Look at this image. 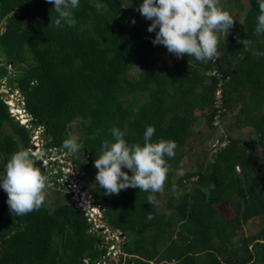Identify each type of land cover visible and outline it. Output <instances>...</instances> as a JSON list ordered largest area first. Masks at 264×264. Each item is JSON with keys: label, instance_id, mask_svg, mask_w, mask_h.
<instances>
[{"label": "trees", "instance_id": "trees-1", "mask_svg": "<svg viewBox=\"0 0 264 264\" xmlns=\"http://www.w3.org/2000/svg\"><path fill=\"white\" fill-rule=\"evenodd\" d=\"M233 2L244 10L240 23L219 34L217 56L202 62L169 52L164 61L167 50L151 42L155 33L147 31L150 20L136 10L137 0L127 7L129 0H80L76 23L62 28L52 23L51 0H0V80L7 78L29 115L28 125L19 123L0 93V170L41 126L42 137L58 149L67 150L62 141L77 136L83 146L71 156L74 167L94 177L93 161L112 127L133 143L154 126L153 141L176 143L175 156L165 157L169 212L157 209L161 191L150 205L148 193L135 187L118 194L92 188L102 223L124 237L126 261L121 255L119 264H264V55H257L264 33L254 32L256 0ZM232 113L230 128L224 120ZM200 119L209 146L197 143L200 161L170 181ZM61 175L57 169L46 184L59 186ZM220 202L232 216L217 213ZM8 211L1 189L0 264H94L104 255L101 232L91 230V220L60 190L25 215ZM253 220L257 229L245 234Z\"/></svg>", "mask_w": 264, "mask_h": 264}, {"label": "clouds", "instance_id": "clouds-1", "mask_svg": "<svg viewBox=\"0 0 264 264\" xmlns=\"http://www.w3.org/2000/svg\"><path fill=\"white\" fill-rule=\"evenodd\" d=\"M79 2L51 0L57 13L52 20L54 26L75 24L73 10L78 8ZM256 2L259 12L254 32L261 34L264 33V0ZM130 5L131 0L124 6ZM136 10L150 20L147 31L155 33L151 37L154 45L162 44L176 57L186 54L202 62L217 56L219 34H227L234 19L219 5V0H137ZM242 43L246 47L250 42L243 39ZM257 55H264V51H257ZM154 132V126L149 125L143 131L142 142L129 143L121 129H110V138L101 143L93 161L97 169L95 180L105 194H118L122 189L135 187L148 193L145 200L150 205L156 203L155 194L162 191L169 171L165 157L175 156L176 143L171 139L153 141ZM62 146L75 153L83 145L72 135L62 141ZM42 155L19 148L11 153L0 170V188L6 192V204L12 215H25L44 202L48 177L36 165ZM124 168L130 170V174ZM178 174L183 173L178 170Z\"/></svg>", "mask_w": 264, "mask_h": 264}, {"label": "rangeland", "instance_id": "rangeland-1", "mask_svg": "<svg viewBox=\"0 0 264 264\" xmlns=\"http://www.w3.org/2000/svg\"><path fill=\"white\" fill-rule=\"evenodd\" d=\"M219 5L226 11H228L233 16V25L239 24L240 19L244 14V10H237L234 7L233 0H222L219 1ZM245 4V3H244ZM246 5V4H245ZM3 21H0V31L2 29ZM164 61L169 60L170 56L169 53L166 52L162 55ZM1 61V58H0ZM9 66V65H7ZM14 71V69H12ZM138 69L134 67L132 69V74L134 75ZM0 93L2 97L5 99L6 104H8V109L14 115V118H18L19 123H24L28 125L27 120L29 119V115L23 108L22 98L20 97L19 93L14 90L13 88H9L7 85V78H3L0 80ZM14 112V113H13ZM234 135L240 136L243 135L242 132L232 131ZM42 128L41 126L35 127L31 130V136L29 139V147L27 148L32 153H43L42 157H40V161H36V165L41 167L42 173L46 175L48 178L56 173L57 169H60L62 175L60 178L57 179V183L59 186L54 185L53 182L48 181L47 186L44 189V196L47 202H51L53 197L56 196V191L60 190L63 193L68 195L69 201L79 209L83 210L88 220H91L92 229H98V232H101V237L98 236L97 243H99V248H104V250H108L109 248L113 247V250L107 252V257L110 259V264H118L120 256L122 254L125 260V254L122 253L120 249L121 244L124 243L123 235L118 236V232L116 230H109L107 229L106 225H104L99 218L100 211L98 207L93 203V192L92 188L95 186H99L98 182L95 180V176H87L82 174L78 171L74 165L75 162L72 161L71 156L75 154L68 150H62L54 147L53 145H49L47 139L42 137ZM195 138V137H194ZM192 139V143H200L197 140V136L195 139ZM205 145V148L209 146L207 141L202 142L201 146ZM200 144L194 145L192 147H187L190 151L189 153L186 151L185 156L183 157V161L181 166L178 169H175L170 177V181H175L178 176L179 171H185L192 168L195 162L200 161L201 156L198 154L197 151H200ZM194 152V153H193ZM188 153V154H187ZM78 154V153H77ZM76 154V155H77ZM47 171V172H46ZM69 174V175H68ZM53 178V177H52ZM167 182L165 179L164 183ZM2 188H0L1 190ZM173 189H166L163 188L161 194L157 199V209L163 213H168L169 211L166 209V199L169 193ZM177 190H175L176 192ZM52 205V204H50ZM217 213L220 216L230 217L232 216V211L230 207L227 205L226 202H220L216 205ZM10 214L6 212L5 215L7 216ZM244 233L249 234L254 232L257 229V223L255 220L249 221L247 224L244 225ZM103 246V247H102ZM112 251V252H111ZM111 257V258H110ZM123 260V261H124ZM126 261V260H125ZM150 264H154L150 262Z\"/></svg>", "mask_w": 264, "mask_h": 264}, {"label": "built area", "instance_id": "built-area-1", "mask_svg": "<svg viewBox=\"0 0 264 264\" xmlns=\"http://www.w3.org/2000/svg\"><path fill=\"white\" fill-rule=\"evenodd\" d=\"M220 88H218L217 90H216V92H215V96H216V101H215V106L217 107V113H216V115H215V119H214V121H213V123L217 126V125H219L220 124V121H221V118H220V106H221V94H220ZM4 101H5V99H4ZM8 110H11V109H8ZM14 113V112H13ZM9 114L10 115H12L11 114V112L9 111ZM14 116V115H13ZM17 120H18V118H16ZM215 144H217L218 142H220V141H218V140H215ZM222 143H224V141L222 142ZM116 231L118 232V236L119 235H121L122 233L119 231V230H117L116 229ZM103 247V246H102ZM121 247V246H120ZM121 249V248H120ZM110 250H113V247L112 248H109L108 250H106L105 252H104V255H102V257L101 258H99L98 260H96V262L94 263V264H110V259H109V257H107V252L108 251H110ZM112 252V251H111ZM122 255V254H121ZM111 258V257H110ZM118 264H119V261H118Z\"/></svg>", "mask_w": 264, "mask_h": 264}, {"label": "crops", "instance_id": "crops-1", "mask_svg": "<svg viewBox=\"0 0 264 264\" xmlns=\"http://www.w3.org/2000/svg\"><path fill=\"white\" fill-rule=\"evenodd\" d=\"M226 123H227V125H228V127H230V128H232L233 127V125H234V115H233V113L232 114H227V115H225V120H224ZM194 135H193V138L195 137L196 138V136H197V140H199V138L201 139L199 142L202 144V142H203V138H204V134H206V128H205V126L202 124V121H201V119L200 120H198V122H197V124L194 126ZM192 138V139H193ZM194 138V139H195ZM192 139H191V141L190 142H192ZM197 143L196 142H194V143H191V145H187L186 144V146H190V147H192V146H194V145H196ZM187 152H190L188 149H187ZM194 153V152H193Z\"/></svg>", "mask_w": 264, "mask_h": 264}]
</instances>
